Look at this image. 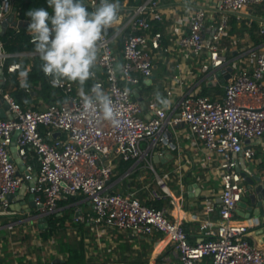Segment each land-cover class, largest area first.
<instances>
[{
  "label": "built area",
  "instance_id": "built-area-1",
  "mask_svg": "<svg viewBox=\"0 0 264 264\" xmlns=\"http://www.w3.org/2000/svg\"><path fill=\"white\" fill-rule=\"evenodd\" d=\"M88 3L93 7L99 0ZM213 6L194 5L178 18L174 45L166 44L163 30L155 28V22L164 20L161 0L127 5L125 23L115 33L105 32L98 69H93L96 76L86 93L94 83H101L120 113L119 127L104 120L99 111L85 113L74 83L65 81L63 87H56L64 100L42 108L25 105L10 90L0 87V107H7L12 114L0 116V216L18 212L7 197L24 182L13 153L16 147L30 171L28 177L35 179L32 193L38 214L57 212L59 200L65 195L84 194L94 205L98 223L135 234L161 232L178 259L175 264H264V248L251 242L249 224L235 216L248 189L239 169L240 161L251 159L255 149L250 142L264 137V46L249 47L243 59L240 55L244 51L233 49L229 56L221 45L231 15L248 7L264 8V0H221ZM210 8L218 12V19ZM11 13L19 14L14 0H0V23ZM259 30L264 33V23ZM117 39L123 41L122 58L116 51ZM162 52L168 59L177 54L196 57L203 78L223 87V94L187 89L186 71L175 61L178 69L164 90V98L170 101L168 107L156 97H134L132 85L153 77ZM12 55L0 38V68L7 66L14 71L21 67L18 61L6 65ZM178 86H183L179 97ZM180 128L188 129L202 142L208 159L219 157L222 189L217 202L206 205L208 211L217 208L218 221L202 222L196 240L191 239L184 223L172 219L165 208L146 203L135 190L120 192L111 186L114 157L132 160L133 166L144 161L154 168V155L168 157L171 148L177 147L172 130ZM55 130L66 136H55ZM156 181L162 191L153 188L151 195L161 198L170 188L164 177L157 175ZM81 218L75 216L76 220ZM164 260L172 258L166 256Z\"/></svg>",
  "mask_w": 264,
  "mask_h": 264
},
{
  "label": "crops",
  "instance_id": "crops-1",
  "mask_svg": "<svg viewBox=\"0 0 264 264\" xmlns=\"http://www.w3.org/2000/svg\"><path fill=\"white\" fill-rule=\"evenodd\" d=\"M22 1L27 0H18V2L14 0V3L19 7ZM84 1L86 5H89L88 0ZM141 1L143 0L135 2L123 0L120 4L119 21L106 32H117L126 21L128 15L126 6ZM161 1L164 5V20L155 22V28L163 30L166 44L174 45V38H176L174 29L178 24V18L184 16L194 5L201 3L212 7L221 0ZM91 8L93 10L92 6ZM210 12L215 19H218L217 11L210 8ZM15 19L31 20L21 17L20 14H17ZM262 23H264L262 6L248 7L240 13L232 14L228 33L222 38L221 44L222 47H226L227 54L232 56L231 51L239 49L244 51L240 58L246 59L249 47L264 46V33L259 30ZM28 25L29 22H23L22 25H11L6 32L11 28L17 33L27 28L28 32ZM6 32L0 38L7 49ZM122 45V39L115 41L116 51L119 52L120 58H122ZM7 50L14 55L8 58L6 65L18 61L21 67L14 71H9L7 66L3 67L5 76H2L0 72V87L10 91L17 88V85L21 88V73H27L29 87L23 89L29 93L30 101L25 105L42 108L49 103L64 100L65 96L58 88L52 87L51 96L47 97L49 90H43L41 81L35 82L28 78V73L34 64L36 62L42 64L33 44ZM177 56L178 54L171 55L168 59L163 52L159 54L153 77L142 79L138 85H132L133 90L138 92L137 94L134 92V97L142 94L149 99L156 97V93L159 92L164 98V90L171 82L172 73L178 69L173 64L175 61L186 71L185 86L187 89L194 88L208 95L223 94V87L211 84L203 78L196 57ZM95 68L98 69V64ZM74 84L78 90L79 85ZM90 84L87 88L84 86L85 92L89 90ZM177 88L179 91L177 97H179L183 86ZM175 130L172 132L177 147L171 148L170 153L172 154L168 157L161 158L154 155L152 158L154 168L146 165L144 161L133 166L134 161L132 160H125L119 156L114 157L111 186L114 191L135 190L146 203L165 208L172 219H178L184 223L191 234V239L196 240L199 237L202 222L210 221L216 224L218 221L217 208L208 211L206 205L209 201L217 202L222 189L219 157L212 156L208 159L204 145L191 135L188 129ZM55 133H57L55 136H66V133L60 130H55ZM250 145L255 149V154L251 159H241L242 171L248 168L249 171L246 174L248 177L260 175L264 179V137L251 141ZM32 159L37 167L36 159ZM22 174L24 182L17 190L18 193L10 200L11 207L18 211L17 214L0 216V264H140L142 261L147 264H175L178 261L172 246L169 245V239L161 232L135 234L129 229L109 227L98 223L95 220L94 205L84 194L63 196L59 200L58 211L45 215L46 219L40 221L36 216L37 208L28 202L35 179L29 178V173L23 172ZM157 175L164 177L170 188L169 193L161 198H153L151 195L153 188L162 191L156 181ZM243 180L248 188L246 177ZM250 191L247 189L244 193L235 211V216L240 221L249 224L248 235L251 242L264 248V212L260 211L258 205L252 206L253 210L251 209ZM54 214L59 218L52 227V234L45 237L43 230L50 226L48 217ZM77 214L83 218L76 220ZM45 222L48 225L40 226ZM166 256L171 257L172 260L167 262L164 260Z\"/></svg>",
  "mask_w": 264,
  "mask_h": 264
},
{
  "label": "clouds",
  "instance_id": "clouds-1",
  "mask_svg": "<svg viewBox=\"0 0 264 264\" xmlns=\"http://www.w3.org/2000/svg\"><path fill=\"white\" fill-rule=\"evenodd\" d=\"M47 4L51 13L43 7L26 13L31 18L28 32L42 61L43 73L51 78L53 88L63 87L65 81L77 83L84 112L99 111L104 120L119 127L120 113L101 83H94L90 93L84 91L85 84L95 79L93 69L98 62L104 34L119 21V0H99L91 11L84 0H47ZM21 76L20 86L27 89V73H21ZM156 99L165 107L170 104L159 92Z\"/></svg>",
  "mask_w": 264,
  "mask_h": 264
},
{
  "label": "trees",
  "instance_id": "trees-1",
  "mask_svg": "<svg viewBox=\"0 0 264 264\" xmlns=\"http://www.w3.org/2000/svg\"><path fill=\"white\" fill-rule=\"evenodd\" d=\"M135 1L136 0H131V2H135ZM121 3H123V0H119V4ZM86 6L89 8V11L92 10L91 6L89 5ZM41 7L47 9L51 13V9L48 8L47 0H27L19 3V14L23 18H30L26 15V13L30 9L41 8ZM26 30L27 28H24V30H22L20 33H17L16 31L12 30V28L9 29L5 34L7 49L14 50L19 46H31L32 45L31 35ZM117 53L119 54L118 51ZM41 65L42 64L40 62H36L32 70L28 73V78L35 82H37L38 80L41 81V83L43 84V90H49V92L47 91V97H49L51 96V91L53 89H52V85L45 77L41 69ZM90 83H91V79L85 84V87L87 88ZM11 92L15 96V98L23 104L28 103L30 101L28 96L29 93L26 92L23 88L18 87V85L17 88L13 89ZM58 218L59 217L56 214L50 215L48 217V222L50 226L47 229L43 230V232L45 233V237H48L50 234H52V227L54 226ZM140 264H147V263L145 261H142Z\"/></svg>",
  "mask_w": 264,
  "mask_h": 264
},
{
  "label": "water",
  "instance_id": "water-1",
  "mask_svg": "<svg viewBox=\"0 0 264 264\" xmlns=\"http://www.w3.org/2000/svg\"><path fill=\"white\" fill-rule=\"evenodd\" d=\"M31 20H17L15 19V15L14 13H11L6 20L1 21L0 23V33L3 34V32L6 31L7 26L9 23H11L13 26L16 25L17 23H19L20 25L23 22H30ZM0 72L3 75V70L2 68H0ZM136 94L138 92L134 91ZM0 116L1 117H6V116H12V114L8 113V108L7 107H0ZM60 133V132H57ZM57 133H55V135H57ZM13 153H14V157H15V161L18 165V173L22 174L24 173H29L30 171L26 169V165L23 162V160L18 156L17 152H16V147H13ZM172 153H168L167 156L171 155ZM239 169L241 171L242 176L246 177V180L248 182V189H250V197H251V209L253 210L252 206L254 205H258L260 207V211L263 213L264 212V179H262V177L260 175H254L253 177H248L246 174H248V168H244L242 171V167L239 164ZM18 193V191L14 192V193H10L7 195L8 199L11 200L16 194ZM33 197L34 194L32 193L30 195V197L28 198V202L31 205H34L33 202ZM32 207V206H31ZM29 210H31V208H29ZM36 216H38V219L40 221H43L46 219L45 215H41V214H37ZM48 225L46 222L45 223H41L40 226H46Z\"/></svg>",
  "mask_w": 264,
  "mask_h": 264
}]
</instances>
